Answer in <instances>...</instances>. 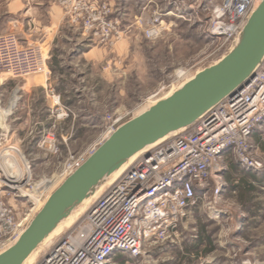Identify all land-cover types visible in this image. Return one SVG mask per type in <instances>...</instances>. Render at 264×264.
Masks as SVG:
<instances>
[{"label": "rangeland", "instance_id": "1", "mask_svg": "<svg viewBox=\"0 0 264 264\" xmlns=\"http://www.w3.org/2000/svg\"><path fill=\"white\" fill-rule=\"evenodd\" d=\"M54 2L65 26L54 39L58 66H48L47 75L56 88L48 87L46 99L51 106L55 103L52 92L72 115L59 118L52 109L55 121L50 131L55 136V149L48 144H12L8 137L0 143V182L11 183L2 162L9 165V171L18 172L10 167L15 162L24 173L15 186L20 189L4 188L11 193L6 201L19 211L29 208V198L13 199L12 194L34 197L41 181H54L70 156L87 155L114 122L119 127L138 116L230 50L208 33L212 10L222 0H88L110 11L106 19L116 26L120 37L113 36L107 42L93 39L81 25L74 26L59 0ZM34 36L44 41V36ZM90 49L89 55H81ZM178 72L182 77H177ZM22 81L0 74L2 107L8 105L11 91ZM42 99H38L41 104ZM25 135L26 130L19 128L18 136ZM3 155L6 160L1 159ZM127 163L62 221L24 264H35L61 233L80 220L88 204ZM220 165L226 168V186L215 205H209L212 198L197 199L166 241H148L139 257L116 256L110 264H264V191H247L237 182L244 175L233 156L224 158ZM230 177L232 183L226 181ZM245 180L250 184L249 178ZM53 186L54 182L50 189Z\"/></svg>", "mask_w": 264, "mask_h": 264}, {"label": "built area", "instance_id": "2", "mask_svg": "<svg viewBox=\"0 0 264 264\" xmlns=\"http://www.w3.org/2000/svg\"><path fill=\"white\" fill-rule=\"evenodd\" d=\"M261 0H222L212 10L208 33L230 50ZM70 22L81 25L92 38L107 42L120 37L106 17V6L88 0H59ZM229 50V49H228ZM229 50V51H230ZM0 74L25 79L48 74L47 58L41 49L23 45L14 34L0 35ZM57 117H67L59 97L51 92ZM59 117V118H60ZM264 122V57L254 78L241 91L226 97L191 125L175 131L138 152L124 170L88 204L80 220L45 251L35 264H110L116 256L137 258L148 241H166L199 198H212L215 205L226 183L220 162L231 154L238 167L254 174L264 173V163L251 153L250 137ZM114 122L87 155H72L52 180L41 181L29 208L15 209L6 195L11 189L0 182V254L12 247L60 186L117 129ZM6 132L0 133V143ZM49 130L39 144L55 149ZM8 150L19 153L17 149ZM53 151V150H51ZM5 155V154H4ZM7 155V154H6ZM48 182L46 187H43ZM54 186L50 189V184ZM44 183V184H43ZM27 186V184H25Z\"/></svg>", "mask_w": 264, "mask_h": 264}, {"label": "water", "instance_id": "3", "mask_svg": "<svg viewBox=\"0 0 264 264\" xmlns=\"http://www.w3.org/2000/svg\"><path fill=\"white\" fill-rule=\"evenodd\" d=\"M264 57V0L231 50L197 72L168 98L123 123L50 195L18 241L0 254V264H24L54 229L131 157L206 115L254 78Z\"/></svg>", "mask_w": 264, "mask_h": 264}, {"label": "crops", "instance_id": "4", "mask_svg": "<svg viewBox=\"0 0 264 264\" xmlns=\"http://www.w3.org/2000/svg\"><path fill=\"white\" fill-rule=\"evenodd\" d=\"M64 26L62 12L54 0H0V34L15 33L23 45H38L47 58L48 70L50 69L48 66L53 64L58 66L57 60L54 59L56 54L54 39L60 37ZM36 33L44 36V41L35 39ZM92 50L81 55H89ZM48 87L56 88L50 75L30 76L23 79L21 85L11 91L6 107L0 104V133L2 130L6 132V139L8 137L10 143L38 145L51 129L55 119L52 116L50 101L46 99ZM39 97H43L44 104L38 102ZM67 113L72 115L68 110ZM19 128L25 129L28 135L18 136ZM250 145L252 156L264 163V122L252 133ZM230 155L227 154L225 158ZM223 168L226 172V168ZM241 171L245 179L249 178L253 190L263 189L264 191V173Z\"/></svg>", "mask_w": 264, "mask_h": 264}, {"label": "bare ground", "instance_id": "5", "mask_svg": "<svg viewBox=\"0 0 264 264\" xmlns=\"http://www.w3.org/2000/svg\"><path fill=\"white\" fill-rule=\"evenodd\" d=\"M177 77L178 78H180V77H182V73L181 72H178L177 73ZM182 86V85H181ZM180 86V87H181ZM179 87V88H180ZM175 92V91H174ZM173 92V93H174ZM171 96V95H170ZM169 97V96H168ZM168 97H166V98H168ZM165 99V98H164ZM162 100V99H161ZM145 112V111H144ZM143 113V112H142ZM142 113H140V114H142ZM139 114V115H140ZM133 157H131L127 162L129 163L130 162V160L132 159ZM1 159L2 160H6L7 158L3 155L2 157H1ZM8 160H11L10 158L8 159ZM13 160V159H12ZM127 163V164H128ZM126 164V165H127ZM126 165L124 166V168L126 167ZM2 167H3V171H5L4 173L6 174V176L8 177V179L10 180V185H8V184H6V186L8 187V188H11V189H17L18 187H15L17 184H18V182L19 181H22L21 179L23 178V174L24 173H22V172H19L20 170H19V167L17 166V164L15 163V162H13V165L12 166H10L11 168H13L14 170H17L18 172H11V171H9V165L7 164V163H4V162H2ZM124 170V169H123ZM122 170V171H123ZM121 171V172H122ZM28 174V173H27ZM118 176V175H117ZM116 176V177H117ZM115 177V178H116ZM114 178V179H115ZM113 179V180H114ZM47 185L45 184V185H43V187H46ZM18 189H20V188H18Z\"/></svg>", "mask_w": 264, "mask_h": 264}, {"label": "trees", "instance_id": "6", "mask_svg": "<svg viewBox=\"0 0 264 264\" xmlns=\"http://www.w3.org/2000/svg\"><path fill=\"white\" fill-rule=\"evenodd\" d=\"M226 181L229 182V183H232L233 179L230 177V178H227ZM237 182H240L241 183V186L243 185V187L246 188L247 191L248 190H250V191L253 190V188L251 187V185L250 184H247L248 182L245 181V178H240V180L237 181ZM237 185H238V183L235 185L236 188H237Z\"/></svg>", "mask_w": 264, "mask_h": 264}]
</instances>
